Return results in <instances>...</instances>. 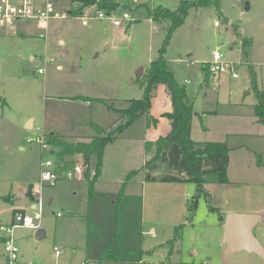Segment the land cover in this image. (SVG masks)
Here are the masks:
<instances>
[{
	"label": "rangeland",
	"instance_id": "rangeland-1",
	"mask_svg": "<svg viewBox=\"0 0 264 264\" xmlns=\"http://www.w3.org/2000/svg\"><path fill=\"white\" fill-rule=\"evenodd\" d=\"M181 1L144 0L142 3L140 0H117L113 16L122 18L124 13L130 15V19L121 26L114 25L108 16L98 18L96 14L102 9L98 10L97 6L87 7L80 14L53 19L45 38L39 36L33 21H22L10 28L0 27V224L10 222L16 210H25L31 215L36 212L42 214L39 227L18 226L14 232L21 251L35 264L42 262L38 256L43 255H49L51 263H56V257L61 258L65 254L60 240L69 239L75 231H86L83 216L90 192L88 178L64 177L76 163L83 162L82 155L64 154L59 145L44 146L37 138L44 135L47 141L46 136L53 131L61 141L73 143L77 139L76 134H96L95 125H90L87 131L80 127H84L83 121L90 112L84 100L76 99L80 95L87 96L97 108L98 117L95 118L99 121L94 120L102 122L104 130L119 124L121 114L115 115L114 119L107 117L109 105L124 108L131 99L143 96L146 70L157 56L170 24L166 19L154 21L151 13L157 7L176 10ZM61 3L67 10L77 7L71 0H61ZM220 9L227 20L220 17L213 4L191 8L184 24L173 34L166 56L176 80L187 87L190 97L197 99L199 106L209 108L214 102L208 100L217 98L222 105L219 110L223 111L231 94L242 100L246 90L251 89L250 69L243 57V39L235 33V25L239 26L243 37L251 39L250 62L257 69L259 82L264 87V0H220ZM216 51L222 52L224 60L235 66L231 73H236L237 77L231 73L222 76L210 73L205 81L202 66H209ZM38 68H42L43 72L39 73ZM201 82L204 91H201ZM204 97L207 100L203 103ZM95 98H102V101ZM251 100L257 101L254 93ZM29 116L35 118V126L30 130L24 126ZM215 119L211 114L203 115V118L197 116L195 124L201 130L199 135L194 132L195 138L219 137L214 132L203 131L207 123L213 125L217 121ZM121 141L108 148L107 170L114 178L125 175L112 171L111 167V153H117V145ZM132 153L137 154L136 161L140 162L144 153L140 143H134ZM47 160L54 163L51 169L60 177L55 185L42 183L41 180L42 171L46 170L42 163ZM95 164L96 160L90 165L94 168ZM256 164L264 166V151L262 158L257 157ZM237 166L235 158L232 171H236ZM253 166L256 167L255 160L249 165L252 172ZM166 174L175 175L177 171L165 163L153 171V175L158 177ZM145 175L142 170L137 177L140 179ZM214 177L213 174L208 175L206 188H214L217 198L215 187L220 186L213 180ZM147 183L145 197L148 201L156 200V197L165 200L162 205H156L155 216L150 223L158 230L156 239L172 238L174 226L180 225L185 215L179 214L182 221L173 223V220H178L176 203L170 201L167 193L171 189L165 191L162 186L174 187L167 185L175 184L159 180ZM97 185L100 183L95 181L93 186ZM189 185L195 187L192 182ZM181 187L174 189L179 200L183 196L184 200L190 198L192 194L186 195L187 189ZM138 188L142 192L141 187ZM226 196L232 198L231 189ZM211 197V205L216 206L219 202L227 208L225 197V201L222 197L216 200L213 195ZM33 203L35 209L31 207ZM163 206L167 208L161 209ZM208 207L209 203L201 195L198 214L195 215L197 220H208L212 215ZM70 211H79L83 215L67 218L73 215ZM40 228L47 230L45 237H37ZM56 234L60 240L56 239ZM183 234V240L177 241L178 247L171 259L173 264H189L193 246L199 242L198 232ZM2 237L0 231V251L3 250ZM147 238L150 239V235ZM54 246L62 250L60 256H55ZM165 247L170 248V244H165ZM238 255L227 257L224 252L220 259L224 264H238ZM196 256L198 259L200 255ZM199 262L195 261L196 264Z\"/></svg>",
	"mask_w": 264,
	"mask_h": 264
},
{
	"label": "crops",
	"instance_id": "crops-1",
	"mask_svg": "<svg viewBox=\"0 0 264 264\" xmlns=\"http://www.w3.org/2000/svg\"><path fill=\"white\" fill-rule=\"evenodd\" d=\"M59 2L63 5L61 0H59ZM252 65L254 66L253 63ZM254 69L257 73L259 88L263 89L264 87H262L259 82V74L255 66ZM210 73L208 66V72L205 71V81L209 79ZM220 76H222V74ZM183 86L186 88L188 101L192 104L194 109L191 128L192 139L198 142L222 141L226 142L230 148V163L228 167L229 182L217 183L220 187H215L217 189V198L222 197V199H224L225 197V203L227 204L225 205L227 208H223L222 205L224 204H220L219 202L216 206L210 204L212 199L211 195H213L214 200L217 198L215 197L214 188L208 190L206 188L207 184H205L204 188L208 196L205 194L201 195H203L206 202L209 203L208 210L210 212L209 214L212 215H209L210 217L208 220H197L196 216L199 209L200 195L194 215L191 218H188V205L191 200L198 195V185L192 182L195 184L194 187L193 185H189L190 182L186 181H161V177L158 176H156V181L159 180V182L175 184L167 185L174 187L162 186V188H164L165 191L171 189L167 193H169V197L171 198L170 201L173 202V204L176 203L178 214L176 217H178V220L171 219L174 221L173 223H175V221H182V219L179 218V214L185 215V219L180 223L184 224L182 236L178 240H183L184 232L185 235L187 232L191 231L198 232L199 242L193 246L190 253L191 260L188 263L196 264L195 261H200L198 264H224L220 258L224 252L226 253L227 245L224 241V237L227 217L230 214L260 215L261 219L254 228V234L264 247V166L263 164H260L259 166L256 164L257 157L260 156L262 158L263 156L264 124L260 121L255 112V105L258 100L256 102H252V100L250 101L252 93H254L252 86L251 89L246 90V96L243 97L242 100L236 98L235 94H231L227 99L226 107H221L225 109L223 111L219 110V107L222 105L217 98L208 100V102H214L209 108L199 106L197 104V99H193V97L191 98L187 87L185 85ZM204 89L205 87L202 85L201 91H204ZM206 94L207 93H205V96ZM199 95L200 92L197 94V98ZM80 96H77L76 99L84 100L90 108L88 116L85 115L86 119L84 118L85 116L82 118V120L85 119L83 121L84 127H80L82 130L87 131L89 130L88 128H91L90 125H95L94 133L96 134L90 133V135L86 136L76 134V141H89L93 136L98 134L99 128L103 129V126L100 124L102 122H96L99 121L98 118H95L98 117L97 108L92 105L91 100L87 96H85V99ZM95 99L102 101V98ZM206 100L207 98L204 97L203 103ZM247 100L249 102H247ZM111 106L114 109L108 107L107 117L114 119L115 115L121 114L116 109L121 108H116L114 105ZM172 110V101L166 85L158 84L154 91L150 108V115L157 118L158 123L148 125L146 117H141L127 127L117 136V138L106 145L101 172L96 179V182H99L100 185L93 186V192H89L87 207L83 216V219L85 218L84 220L87 229L85 232H73V235L68 237L69 239L67 240H60L56 234V239L60 240L65 248V254L61 258L56 257L57 260L54 264H173L171 259L175 256L174 252L178 247V240L167 249H165V244H170V240L175 234V228L179 225L174 226L172 238H164L161 241H157L158 230H156L155 226L150 223L154 219V209H156V205H162V202L165 200L156 197V200L153 199L148 201L145 197V190L149 186V183L147 182H151V180L145 179L146 175L140 179L137 177L139 172H142V166L146 160L149 159L156 150L155 145H150L147 149L146 144L156 142L159 137L165 136L171 131V120L162 115L165 112H171ZM207 114L214 116L217 121H215L213 125L207 123V126H205L203 131L209 133L214 132L216 135H219V137L195 138L194 132L199 135V130H201L199 125L195 124V122H197L196 118L197 116L203 118V115L206 117ZM87 119L88 122H86ZM94 119H96V121ZM24 126L29 130L33 129L35 126L34 116H29L25 120ZM50 134H53V136L57 135L53 131ZM258 139L260 141H258ZM119 140L122 141L117 145V153H111L113 156L111 159V167L112 171L121 172L125 175L124 177L120 176L114 178V176L108 174L106 159L109 146H114ZM135 142L140 143L144 150L140 162L136 161L137 154L132 153ZM235 158H237L238 166L236 171H232ZM254 160L256 167L253 166L252 172L249 165L251 163L254 164ZM93 161L94 159L92 160V164ZM131 171H136V173L126 184H124L127 175ZM215 179L216 176L213 180ZM139 186L141 187L142 192H140V189L138 188ZM177 186L186 188V195L190 196L192 194L191 197L184 200V196L182 195L183 198H180L179 200V196L175 195L174 190ZM230 189L232 198L226 196V192ZM33 196L31 195L32 199H34ZM148 202L150 204H148ZM31 207L35 209L36 205L33 203ZM166 208L167 207L165 206L161 207V209ZM70 212L73 213V215H70V217L67 218H75L79 215H83L79 214L81 213L79 211ZM168 223L171 222L168 221ZM173 223L171 225H173ZM47 233L48 232L45 228H40L37 231V234H39L40 237H45ZM147 235H150V239L147 238ZM55 247L57 246H54V251ZM107 252H109V254ZM61 253L62 250H60L59 254L55 251V256H60ZM236 253L239 254L236 258L238 264H264V257L257 253L244 250ZM22 254L26 258L25 252H22ZM196 254L200 255L198 256V259ZM234 254L231 256H234ZM38 257L42 261H39V264H53L51 263L49 255ZM3 260L4 254L2 250L0 251V262Z\"/></svg>",
	"mask_w": 264,
	"mask_h": 264
},
{
	"label": "trees",
	"instance_id": "trees-1",
	"mask_svg": "<svg viewBox=\"0 0 264 264\" xmlns=\"http://www.w3.org/2000/svg\"><path fill=\"white\" fill-rule=\"evenodd\" d=\"M71 1L77 5L76 8L71 9V14L73 15L80 14L85 8L91 6H97V9L100 8L107 12L115 11L118 6L117 0ZM212 4L215 5L220 17H223L224 14L220 9V0H182L176 10H170L165 7H157L153 10L151 16L154 21L166 19L170 21V24L157 56L150 62L146 71L143 96L139 99H131L129 105L125 108L116 109L121 113V121L119 124L111 127L109 130L99 128L98 134L93 136L89 141L79 140L73 143H67L61 141L57 136H53V134L46 136L47 144L59 145L62 147L64 154H81L84 163L88 165L91 164L93 159L96 160V174L94 177L90 178V170L86 171V177L90 181V193L93 192L94 182L101 172L106 145L117 138L119 134L142 116L146 117L148 125L158 123V119L150 115L151 100L158 84L166 85L172 101L173 110L171 112H165L162 115L171 120L172 129L167 135L159 137L156 142L146 144L147 149L150 145L156 146L155 153L142 166V170L146 172V179L157 180V177L153 175V171L162 163H165L169 168L175 169L177 174H166L160 178L161 181H186L196 183L198 185V195L188 205V218L194 215L199 196L201 194L208 196L204 188L208 175H215V180L218 183L229 182L228 167L230 163V148L226 142L222 141L198 142L192 139L191 128L194 109L188 101L186 88L176 80L166 56L167 48L173 34L184 24L190 9ZM223 18L227 20L225 16ZM234 31L243 39V57L248 62L252 90L258 100L255 105V112L264 124V88H259L257 73L250 62L252 42L250 38L242 36L238 25L234 26ZM202 68L208 72V65L203 64ZM109 107L111 109L113 108L111 105ZM135 173L136 171L129 172L124 184ZM183 228L184 224H180L175 228V234L170 240V245H173L181 237ZM107 253L109 254V252Z\"/></svg>",
	"mask_w": 264,
	"mask_h": 264
},
{
	"label": "built area",
	"instance_id": "built-area-1",
	"mask_svg": "<svg viewBox=\"0 0 264 264\" xmlns=\"http://www.w3.org/2000/svg\"><path fill=\"white\" fill-rule=\"evenodd\" d=\"M113 12L99 10L96 16L101 19L108 16L116 26H121L125 20L130 19L128 13H124L122 18H116L113 16ZM70 14L71 9H65L59 0H0V27L10 28L22 21H33L39 30V36L42 38L46 37L50 22L53 19H64ZM45 60L49 61L48 59ZM233 66V64H229L224 60V54L220 51H216L213 54V59L209 62L210 72L214 75L231 73ZM38 72L42 73L43 69L38 68ZM232 75L237 77L236 73H232ZM44 137L43 135L37 138V140H40L46 146L47 143ZM28 141L31 142L32 139L29 138ZM42 166L46 167V170H43L41 174L42 183L49 182L51 185H55L60 177L51 169L54 163L51 160H47L42 163ZM87 170H90V178H93L96 174L95 167L92 168L90 164H85L84 161L79 164L76 163L65 173L64 177L67 179H87ZM38 187L40 186L38 185ZM41 217L42 214L39 212L31 215L19 210L14 212L10 222L0 224V231L3 233L4 254V260L0 264H35L32 260L26 259L22 254L19 245L15 241L14 232L18 226L27 228L39 227L38 223ZM55 251L57 254L60 253L57 247H55Z\"/></svg>",
	"mask_w": 264,
	"mask_h": 264
},
{
	"label": "water",
	"instance_id": "water-1",
	"mask_svg": "<svg viewBox=\"0 0 264 264\" xmlns=\"http://www.w3.org/2000/svg\"><path fill=\"white\" fill-rule=\"evenodd\" d=\"M142 3L144 0H140ZM246 4V8H248ZM141 74L143 69H141ZM260 215L230 214L227 217L225 237L226 256L230 257L238 251L254 252L264 257V247L254 234V228L260 221ZM37 237H40L37 234Z\"/></svg>",
	"mask_w": 264,
	"mask_h": 264
}]
</instances>
